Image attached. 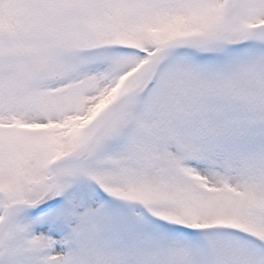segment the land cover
Returning <instances> with one entry per match:
<instances>
[{"label":"snow or ice","instance_id":"obj_1","mask_svg":"<svg viewBox=\"0 0 264 264\" xmlns=\"http://www.w3.org/2000/svg\"><path fill=\"white\" fill-rule=\"evenodd\" d=\"M0 264H264V0H0Z\"/></svg>","mask_w":264,"mask_h":264}]
</instances>
